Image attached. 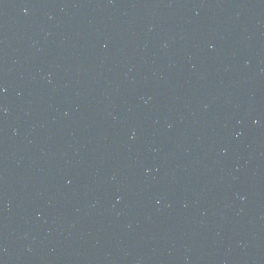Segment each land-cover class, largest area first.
Listing matches in <instances>:
<instances>
[{
  "label": "water",
  "instance_id": "obj_1",
  "mask_svg": "<svg viewBox=\"0 0 264 264\" xmlns=\"http://www.w3.org/2000/svg\"><path fill=\"white\" fill-rule=\"evenodd\" d=\"M0 264H264V0H0Z\"/></svg>",
  "mask_w": 264,
  "mask_h": 264
}]
</instances>
